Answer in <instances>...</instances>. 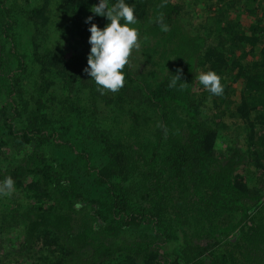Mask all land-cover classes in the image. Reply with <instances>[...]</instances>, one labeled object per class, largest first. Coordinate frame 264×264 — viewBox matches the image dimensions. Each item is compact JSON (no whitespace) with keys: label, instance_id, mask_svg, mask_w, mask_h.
Instances as JSON below:
<instances>
[{"label":"trees","instance_id":"trees-1","mask_svg":"<svg viewBox=\"0 0 264 264\" xmlns=\"http://www.w3.org/2000/svg\"><path fill=\"white\" fill-rule=\"evenodd\" d=\"M98 3L0 0V180L31 197L10 216L23 245L46 264H264V0H125L143 67L130 58L124 87L104 94L83 71L91 23H109L90 11ZM73 35L67 56L56 41ZM194 62L222 95L194 91ZM178 68L183 91L168 87ZM229 113L245 145L220 160L215 117ZM9 148L21 158L3 170Z\"/></svg>","mask_w":264,"mask_h":264},{"label":"clouds","instance_id":"clouds-1","mask_svg":"<svg viewBox=\"0 0 264 264\" xmlns=\"http://www.w3.org/2000/svg\"><path fill=\"white\" fill-rule=\"evenodd\" d=\"M166 4L167 0H162L159 7L163 8ZM90 11L97 16L106 17L109 23L103 29L91 23L88 29L90 32L88 43L91 47L87 56V67L83 71L95 82L101 94L115 93L124 87L126 82L124 69L129 65L133 50L140 47L139 31L130 27L137 23L135 9L125 3V0H116V3L111 6L108 0H99V3L94 5ZM92 19V16L87 17L85 23H90ZM156 22L161 31H170L169 26L164 23L163 13L157 17ZM195 79L211 94L216 96L223 94L221 78L214 71L201 72ZM178 82L179 90H185L187 83L182 82V69L180 68L172 76L168 87L174 88ZM14 187L12 177L0 180V196H11ZM76 207L79 208L81 205L77 203Z\"/></svg>","mask_w":264,"mask_h":264},{"label":"rangeland","instance_id":"rangeland-1","mask_svg":"<svg viewBox=\"0 0 264 264\" xmlns=\"http://www.w3.org/2000/svg\"><path fill=\"white\" fill-rule=\"evenodd\" d=\"M200 11V12H199ZM197 14L199 16H202L203 12L201 10H197ZM249 14V15H248ZM244 13L243 15H247L250 19L254 20L257 17H259V12L257 14H250V13ZM264 16V12L261 14V16ZM243 21H244V16ZM262 18V17H261ZM249 21V19L247 18ZM54 28L51 29V31ZM140 36V35H139ZM69 39L72 45L68 46V43L65 42V39ZM66 38L62 41L60 39H57L56 45L60 47L63 50V53L67 56H70L71 53L75 50L74 44L76 43V36H66ZM217 38L215 39L216 42ZM212 43L213 45L215 44ZM238 52V50H237ZM141 51L140 47L137 50H133L131 54V59L133 61V66L137 69L143 67V63L140 59ZM207 64V63H206ZM192 77H193V87L194 91L196 93L202 92L205 90L204 86L201 85L198 80L195 79L198 74L201 72H205L206 70V65H202L200 62H194L192 65ZM235 85L240 87L241 83L239 80L235 82ZM62 82L57 79V82L54 83L52 87V92L54 95H58L61 92H63ZM205 106L203 105V111L201 113V116L203 118H210L211 119V112L213 111V102L211 97H207L205 99ZM209 104V105H208ZM208 105V106H207ZM215 117V116H214ZM215 121H218V131H219V137L217 139L216 147H215V153L219 154V159L223 160L224 156L226 153H228L229 149L231 147H234L235 145H240L242 148H244L245 145V134H244V128H242L243 123L240 120V118L237 117H232V115L229 114H223L221 117L216 118ZM15 147V146H13ZM19 150L15 148H9L7 150L6 155L7 157L2 158V166L3 170H6L5 166H11L17 160L18 158H21ZM56 152L63 156L64 158H67V160H71L74 158L73 153H70L66 151L64 148L59 147L56 148ZM77 166V165H76ZM31 200V197L28 195V193L20 186H15L14 191L11 196L4 197L0 196V214H7L9 215L8 217H3L0 215V227H4L3 232L0 230V264H46L43 258L40 260H37L35 255H36V248L34 247L33 244L31 245H23V230H24V225L23 220L21 219V216L16 217L14 216L13 218H10L11 214L16 215V211H18L19 205L24 208L26 205V202L28 198ZM32 201V200H31ZM262 206H259L258 209H260ZM257 209V210H258ZM9 213V214H8ZM6 222V223H5ZM13 225V227H11ZM75 225L77 223L75 222ZM11 228V231H8V229ZM18 230H20V236L17 237ZM135 235V234H132ZM173 250H170L168 255L172 259L175 257L174 253H172ZM50 250L44 251V253L49 255ZM55 253L60 254L59 248H55ZM50 256V255H49ZM19 257V258H17ZM63 264H74L72 262L68 263H63Z\"/></svg>","mask_w":264,"mask_h":264}]
</instances>
